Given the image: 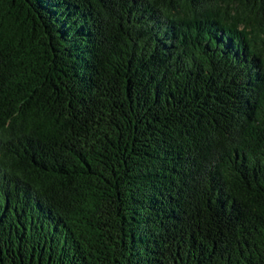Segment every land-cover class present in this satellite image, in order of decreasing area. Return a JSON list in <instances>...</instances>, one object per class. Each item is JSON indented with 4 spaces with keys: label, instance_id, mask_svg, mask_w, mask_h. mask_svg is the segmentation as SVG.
Instances as JSON below:
<instances>
[{
    "label": "trees",
    "instance_id": "1",
    "mask_svg": "<svg viewBox=\"0 0 264 264\" xmlns=\"http://www.w3.org/2000/svg\"><path fill=\"white\" fill-rule=\"evenodd\" d=\"M0 264H264V0H0Z\"/></svg>",
    "mask_w": 264,
    "mask_h": 264
}]
</instances>
